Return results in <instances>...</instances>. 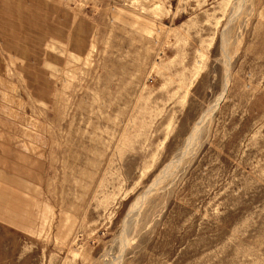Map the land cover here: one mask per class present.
Masks as SVG:
<instances>
[{
	"label": "rangeland",
	"instance_id": "obj_1",
	"mask_svg": "<svg viewBox=\"0 0 264 264\" xmlns=\"http://www.w3.org/2000/svg\"><path fill=\"white\" fill-rule=\"evenodd\" d=\"M0 264H264V0H0Z\"/></svg>",
	"mask_w": 264,
	"mask_h": 264
},
{
	"label": "bare ground",
	"instance_id": "obj_2",
	"mask_svg": "<svg viewBox=\"0 0 264 264\" xmlns=\"http://www.w3.org/2000/svg\"><path fill=\"white\" fill-rule=\"evenodd\" d=\"M215 105H216V104H215ZM215 105H214V106H215ZM212 108H213V107L208 108V110H206V112L203 113V115L201 116V118H200V119L198 120V122L195 124V126H194V128H193V130H192V132H191L190 139H188L187 141L190 142V141L194 138L195 132L197 131L198 127L200 126V125H199L200 122L202 121L203 117L211 111Z\"/></svg>",
	"mask_w": 264,
	"mask_h": 264
}]
</instances>
